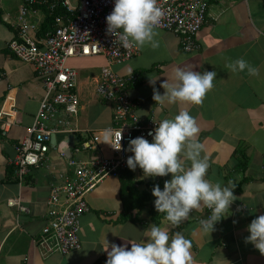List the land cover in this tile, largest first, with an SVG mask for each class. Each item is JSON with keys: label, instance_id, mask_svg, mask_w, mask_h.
I'll list each match as a JSON object with an SVG mask.
<instances>
[{"label": "crops", "instance_id": "crops-1", "mask_svg": "<svg viewBox=\"0 0 264 264\" xmlns=\"http://www.w3.org/2000/svg\"><path fill=\"white\" fill-rule=\"evenodd\" d=\"M18 8L6 10L0 0V264H106L112 243L143 242L152 224L170 235L182 232L191 241V264H264V253L245 239L250 235L247 226L264 214V0H209L206 21L197 34L199 47L191 52L182 50L174 32L156 29L159 46L136 47L127 62L109 64L101 56L68 60L77 77V67L102 70L104 66L119 77H136L126 91L135 105L131 111L141 123L148 119L159 123L180 110L189 111L200 128L197 139L204 145L202 155L210 164L207 178L222 185L231 182L235 200L211 233L199 223L206 218V207L194 209L179 225H172L155 208L156 177L146 176L140 168L122 171L117 177H105L87 194L89 210L81 218V246L67 253L59 250L52 236L43 242L41 232L47 223L51 185L72 175L59 151L69 156L77 135H58V148L48 151L44 165L31 168L21 184L14 177L16 147L27 135L44 96V84L34 67L7 47L15 31L3 17L16 15ZM239 58L257 68L258 74L232 72L227 64ZM177 67L217 72L202 104L161 106L154 101L150 80L158 77L155 87L163 94L161 84L172 80ZM98 77L94 75L95 83ZM105 103L93 104L94 110L82 122L73 119L76 128L101 131L118 123L113 119L115 103L111 108ZM2 124H7L5 131ZM159 178L164 185L171 174ZM10 199L19 200L20 207L8 205Z\"/></svg>", "mask_w": 264, "mask_h": 264}, {"label": "built area", "instance_id": "built-area-1", "mask_svg": "<svg viewBox=\"0 0 264 264\" xmlns=\"http://www.w3.org/2000/svg\"><path fill=\"white\" fill-rule=\"evenodd\" d=\"M158 3L165 16L157 29L178 35L184 52L198 49L197 34L206 21L209 0H158ZM42 5L52 16L45 31L40 30L46 18V13L40 9ZM59 9L61 11H57ZM113 9L114 0H75L74 4L71 0H24L16 11L15 20L10 15L3 17L16 30V37L8 42L9 51L30 63L44 84V96L33 126L16 149L15 176L23 181L31 167L47 162L52 135L76 134L81 137L75 139L69 156L65 150L59 151L72 169V175L51 185L47 223L41 232L42 241L46 243L49 236L54 237L62 253L81 246V218L89 210L87 194L105 177H117L122 171L129 170L126 161L134 155L127 151L129 141L143 136L151 142L152 136L148 133L159 124L153 119L141 123L131 111L135 105L130 103L126 90L136 77H119L110 66H104L96 93L115 103L118 123L102 131L80 130L73 126L71 116L77 115L79 97L77 73L68 60L101 56L109 64L124 63L136 53L135 46L123 48L108 33L106 17ZM2 126L5 130V125ZM105 130L111 131L112 145L102 142ZM160 181L156 176L155 182L163 189ZM14 204L20 207L19 200H8V205ZM207 211L206 218L211 210L207 208Z\"/></svg>", "mask_w": 264, "mask_h": 264}, {"label": "clouds", "instance_id": "clouds-1", "mask_svg": "<svg viewBox=\"0 0 264 264\" xmlns=\"http://www.w3.org/2000/svg\"><path fill=\"white\" fill-rule=\"evenodd\" d=\"M164 16L165 12L158 0H114V9L106 17L107 31L123 48H142L146 45L156 48L159 46L156 29ZM227 67L232 72L247 70L251 75L258 74V69L243 58L228 63ZM216 77L217 72L214 70L201 72L177 67L172 80L167 78L161 84L165 89L163 94L155 87L158 77L150 80L153 99L161 106L178 102L202 104L206 94L214 87ZM47 124L52 125L50 122ZM157 125L154 131L148 133L152 136L151 142L143 136L129 141L127 151L134 155L127 158V166L133 171L139 167L146 176L151 177L171 174V179L164 181L163 189L159 184L152 189L157 212L164 213V219L170 224L179 225L194 209L206 207L211 210L210 215L199 223L204 232L211 233L214 225L222 219L223 213L230 209L235 200V186L231 182L222 185L219 181L213 182L207 178L210 164L208 158L202 155L204 145L197 139L200 128L189 111L180 110L173 118H165ZM1 129L6 130L3 126ZM54 136L55 144H51L50 138V149H56L58 143V135ZM111 140V131L105 130L102 142L112 145ZM186 161H190V165ZM14 177L18 183L23 182ZM247 230L250 235L245 238L246 242L252 243L264 253V214L254 218ZM147 231L143 242H128L131 247L128 243H112L111 250L107 252L106 264H191L192 243L182 232L170 235L168 230L156 224H152Z\"/></svg>", "mask_w": 264, "mask_h": 264}, {"label": "rangeland", "instance_id": "rangeland-1", "mask_svg": "<svg viewBox=\"0 0 264 264\" xmlns=\"http://www.w3.org/2000/svg\"><path fill=\"white\" fill-rule=\"evenodd\" d=\"M71 2H72V4H74L75 0H71ZM2 3L5 6L6 10H12V9L18 8L20 6L21 0H2ZM2 27H4V26L2 25ZM77 72H78V77L76 78V82H77L76 90H77V94L79 96V105L77 107L78 113H77V115L73 114L71 116V119H72V121H74L76 119L77 121L82 122V120L92 110L93 104H96L97 101L99 102V105H103L105 103L103 101H106L105 104L107 106H109L110 108H111V102L112 101L102 99L96 93V88L98 86V82L102 79V71L101 70H99L97 67H87V68L77 67ZM94 75H99L97 83H95V81H94ZM86 76H87V83L82 84L81 82L86 80ZM132 82L135 83L136 78ZM94 88H95V90H94ZM82 95L85 97L84 99H81ZM81 105H83L85 107L84 111H82ZM113 119L116 122L115 104L113 106Z\"/></svg>", "mask_w": 264, "mask_h": 264}, {"label": "trees", "instance_id": "trees-1", "mask_svg": "<svg viewBox=\"0 0 264 264\" xmlns=\"http://www.w3.org/2000/svg\"><path fill=\"white\" fill-rule=\"evenodd\" d=\"M23 2H24V0H23ZM44 5H42L41 7H40V9L44 12V13H46V18H45V20H44V22L41 24V26H40V30L41 31H45L47 28H48V26H50V24H51V22H52V16L50 15V13L43 7ZM46 10V11H45ZM57 11H61V9H59V10H57ZM14 15H15V13H14ZM14 15L13 16H10L11 17V19L12 20H14ZM15 17H16V15H15ZM5 22V21H4ZM5 24H7V25H9L10 26V24L9 23H7V22H5ZM12 29H14L12 26H10ZM14 31L16 32V30L14 29ZM16 37V33H15V35H14V38ZM6 173H7V175H10L11 173H12V168H11V171L10 170H8L7 169V171H6ZM207 209V208H206ZM206 212H208V211H206ZM207 214V213H206Z\"/></svg>", "mask_w": 264, "mask_h": 264}, {"label": "water", "instance_id": "water-1", "mask_svg": "<svg viewBox=\"0 0 264 264\" xmlns=\"http://www.w3.org/2000/svg\"><path fill=\"white\" fill-rule=\"evenodd\" d=\"M51 144L52 145L55 144V136L54 135L51 137Z\"/></svg>", "mask_w": 264, "mask_h": 264}]
</instances>
